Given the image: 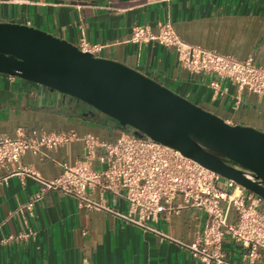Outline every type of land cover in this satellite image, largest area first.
<instances>
[{
    "label": "crops",
    "instance_id": "1",
    "mask_svg": "<svg viewBox=\"0 0 264 264\" xmlns=\"http://www.w3.org/2000/svg\"><path fill=\"white\" fill-rule=\"evenodd\" d=\"M167 20L188 43L238 60L253 57L264 66V0H0V22L34 26L76 45L85 38L101 46L96 56L140 71L230 124L264 132V99L258 94L217 74L190 71L174 46L132 41L135 26L147 25L158 34ZM214 80L220 82V93L211 87ZM238 97L240 106L234 108ZM85 112L43 85L0 74V138L75 131L115 142L125 130L105 114ZM85 146L77 139L54 150L43 148L45 155L27 151L19 163L0 166V264H205L187 247L196 242L207 219L199 208L162 213L143 227L127 217L126 199L100 188L88 195L101 208L80 206L60 189L46 190L32 212L22 208L43 186L18 166L54 179L63 173L64 163L83 157ZM104 153L97 148L98 155ZM93 166L102 164L95 159ZM219 185L227 192L252 193L240 185L229 188L226 181ZM179 203L180 197L175 200ZM238 220L231 205L228 222ZM23 232L29 237L18 238ZM223 251L230 264H249L243 245L229 236ZM259 253L257 264H264V248Z\"/></svg>",
    "mask_w": 264,
    "mask_h": 264
},
{
    "label": "built area",
    "instance_id": "2",
    "mask_svg": "<svg viewBox=\"0 0 264 264\" xmlns=\"http://www.w3.org/2000/svg\"><path fill=\"white\" fill-rule=\"evenodd\" d=\"M157 40L166 46H174L180 63L192 72L214 73L234 81L240 90L247 89L264 99V66L253 57L238 60L233 56L217 53L201 45L188 43L180 38L170 20L161 24L154 34L147 25H137L132 30V41L144 43ZM82 51L96 55L101 46L82 38ZM211 87L220 93V82L214 80ZM238 97L234 108L240 106ZM82 139L86 151L74 164H63V173L54 179L42 177L32 167L18 169L33 177L43 188L22 205L32 212L48 189H60L77 199L80 206L101 208L88 192L100 188L126 199L129 204L128 218L143 227L157 221L162 213H176L183 207L204 210L207 219L196 242L188 245L192 255L205 264H230L223 251L224 239L229 236L240 242L246 250L249 264H257L259 250L264 248V200L255 193L238 194L220 188L216 171L204 166L180 150L151 140L146 135L125 128L115 142H102L93 134L78 135L75 131L41 132L28 138H0V166L19 163L23 154L31 151L45 155L43 148L60 146ZM101 147L105 153L97 154ZM98 159L102 166L96 168ZM229 188L238 184L226 179ZM180 197L181 203L175 204ZM223 201L228 202L227 206ZM239 212L236 223L228 222L229 207ZM30 233H19L18 238H28Z\"/></svg>",
    "mask_w": 264,
    "mask_h": 264
},
{
    "label": "water",
    "instance_id": "3",
    "mask_svg": "<svg viewBox=\"0 0 264 264\" xmlns=\"http://www.w3.org/2000/svg\"><path fill=\"white\" fill-rule=\"evenodd\" d=\"M0 74L68 97L180 150L264 199V132L233 125L123 63L34 26L0 22Z\"/></svg>",
    "mask_w": 264,
    "mask_h": 264
},
{
    "label": "rangeland",
    "instance_id": "4",
    "mask_svg": "<svg viewBox=\"0 0 264 264\" xmlns=\"http://www.w3.org/2000/svg\"><path fill=\"white\" fill-rule=\"evenodd\" d=\"M219 181H226V179L221 177Z\"/></svg>",
    "mask_w": 264,
    "mask_h": 264
}]
</instances>
